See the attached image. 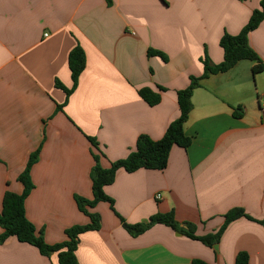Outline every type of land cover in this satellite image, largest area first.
Segmentation results:
<instances>
[{
    "label": "crops",
    "instance_id": "obj_1",
    "mask_svg": "<svg viewBox=\"0 0 264 264\" xmlns=\"http://www.w3.org/2000/svg\"><path fill=\"white\" fill-rule=\"evenodd\" d=\"M111 2L0 0V212L7 191L23 192L18 177L40 149L26 214L50 245L66 241L68 228L90 223L75 197L93 199V153L109 168L141 135L162 139L180 116L177 92L203 75L205 56L223 62L221 38L238 35L262 0ZM248 44L264 63V20ZM78 45L86 68L68 97L56 81L72 88L68 60ZM254 65L241 61L201 81L185 126L192 143L175 145L166 169L117 172L105 188L115 211L109 203L94 209L101 229L80 236L79 264H235L240 252L249 264H264V73L254 74ZM145 87L160 93L158 105L140 97ZM235 208L256 221L232 222L212 248L165 225L134 237L120 219L146 223L173 211L203 237ZM0 264L59 263L57 254L43 256L10 238L0 245Z\"/></svg>",
    "mask_w": 264,
    "mask_h": 264
},
{
    "label": "trees",
    "instance_id": "obj_2",
    "mask_svg": "<svg viewBox=\"0 0 264 264\" xmlns=\"http://www.w3.org/2000/svg\"><path fill=\"white\" fill-rule=\"evenodd\" d=\"M111 5V0H107ZM264 20V0L260 8L255 10L247 23L238 35L225 34L220 41V46L224 51V60L218 65H213L208 56L202 60L204 73L201 77L191 76L190 83L186 89L177 92V102L180 108V116L174 120L167 128L164 136L160 140H153L148 135H141L138 138L136 148L129 155L121 160L111 163L109 168H103L100 160L101 156L93 153L94 166L91 170L93 199L88 200L81 196H76V204L80 212L90 219L86 225H75L68 228L65 232L66 241L50 245L46 242L43 232H38L34 224L28 219L26 214V200L35 188L32 181L31 171L38 162L40 149L33 152L27 162L24 171L19 175L18 181L23 185V192L16 194L7 191L0 212V245L4 244L10 238H16L21 243H27L36 247L43 256L49 257L51 254H57L59 264H79L76 252L78 249L80 236L91 231H99L102 225L101 216L94 211L100 203H109L112 210L115 211V202L105 192V188L114 183L117 172L125 170L133 173L141 169L146 170H164L168 166V161L172 148L178 145L188 148L192 140L185 131L186 123L194 109L193 94L200 87L203 79L211 75L225 73L234 68L241 61H251L255 65L252 68L254 74L264 73V63L261 57L248 44L249 34L257 29ZM150 55H159L165 61L164 54L150 50ZM69 68L73 81L72 88H66L60 81H56V86L63 89L67 96H71L76 90L79 79L86 68V54L81 46H76L69 54ZM164 91L163 88H160ZM140 97L150 106H156L161 101V95L149 87L139 90ZM58 109L63 111V106ZM90 142L95 149L99 151V143L95 138L89 137ZM120 217V216H119ZM247 218L254 220L244 209L235 208L225 216L223 226L214 234L199 237L196 235V226L193 223H186L183 227L176 219L173 211L153 215L146 223L129 224L122 217V226L134 237H138L155 225H165L173 230L180 232L187 237L201 241L206 246L212 248L217 245L228 226L240 219ZM264 225V221H260ZM250 256L246 252H240L236 257L235 264H249ZM193 264H208L202 260H195Z\"/></svg>",
    "mask_w": 264,
    "mask_h": 264
},
{
    "label": "built area",
    "instance_id": "obj_3",
    "mask_svg": "<svg viewBox=\"0 0 264 264\" xmlns=\"http://www.w3.org/2000/svg\"><path fill=\"white\" fill-rule=\"evenodd\" d=\"M158 199H160V196L158 195V197H157Z\"/></svg>",
    "mask_w": 264,
    "mask_h": 264
}]
</instances>
